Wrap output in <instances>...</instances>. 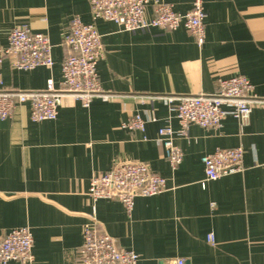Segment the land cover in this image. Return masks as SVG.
I'll use <instances>...</instances> for the list:
<instances>
[{"label": "crops", "instance_id": "1", "mask_svg": "<svg viewBox=\"0 0 264 264\" xmlns=\"http://www.w3.org/2000/svg\"><path fill=\"white\" fill-rule=\"evenodd\" d=\"M163 1L180 13L191 6V0ZM204 11L201 45L184 27L129 32L98 19L104 49L98 78L117 96L94 97L88 106L64 96L54 120L32 121L28 103L0 119V235L27 226L31 264H80L83 226L94 221L136 252L137 264L179 258L185 264H264V105L243 120L227 114L216 128L191 124L181 136L176 102L156 97L216 93L218 78L240 73L264 98V0H205ZM152 15L149 4L145 17ZM74 16L91 21L89 0H0V45L25 22L47 34L53 59L50 68L23 70L7 55L2 88L43 89L48 80L61 87L62 38ZM135 115L145 120L144 130L123 127ZM162 128L183 151L176 168L165 158ZM235 146L243 148V170L202 186L201 157ZM124 160L141 161L166 179L162 192L136 197L130 213L117 200L88 195L92 176Z\"/></svg>", "mask_w": 264, "mask_h": 264}, {"label": "built area", "instance_id": "2", "mask_svg": "<svg viewBox=\"0 0 264 264\" xmlns=\"http://www.w3.org/2000/svg\"><path fill=\"white\" fill-rule=\"evenodd\" d=\"M205 0H191L190 8L176 12L170 3L163 0H89L91 21L83 22L77 16L71 18L62 38L66 54L62 62L61 87L48 80L43 89L2 88L0 74V119H7L13 109L23 103L30 105L32 121L54 120L64 96L79 100L88 106L91 99L105 100L117 96L102 89L97 73V63L104 57L101 35L96 21L105 19L115 22L125 31H148L152 27L163 30H176L184 27L193 34L201 45L205 38ZM153 6V15L145 17L147 6ZM52 46L47 34L33 31L25 22L15 24L5 46L0 45V67L7 55L13 54L14 68L31 70L37 66L50 68L53 64ZM219 90L216 93L157 95V98L175 101L176 118L181 136L187 135L191 124L205 128L219 127L222 119L231 115L238 120L249 116L252 108L264 105V98L253 92L249 80L240 73L227 78H218ZM224 106L229 109L224 110ZM145 120L135 115L123 125L130 130H144ZM165 158L172 168L181 162L182 149L172 139V131L162 128ZM205 178L215 180L224 175L243 170V148H217L201 157ZM166 189V179L154 173L141 161L124 160L117 162L109 170L92 176L88 195L93 201L99 199L121 202L127 213L133 208L138 196H153ZM208 242L213 244L209 235ZM33 236L27 226L16 227L0 235V264L33 262ZM80 264H137L139 256L117 239L103 230L97 221L83 226V243L79 249ZM173 264H185L179 258Z\"/></svg>", "mask_w": 264, "mask_h": 264}, {"label": "water", "instance_id": "3", "mask_svg": "<svg viewBox=\"0 0 264 264\" xmlns=\"http://www.w3.org/2000/svg\"><path fill=\"white\" fill-rule=\"evenodd\" d=\"M159 264H166V263H165V262H163V261H160V262H159ZM186 264H187V263H186Z\"/></svg>", "mask_w": 264, "mask_h": 264}]
</instances>
